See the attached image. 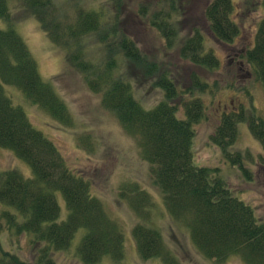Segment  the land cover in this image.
<instances>
[{"label":"trees","instance_id":"obj_1","mask_svg":"<svg viewBox=\"0 0 264 264\" xmlns=\"http://www.w3.org/2000/svg\"><path fill=\"white\" fill-rule=\"evenodd\" d=\"M107 1L113 7L121 2ZM233 2L211 0L202 11L204 24L225 46L234 44L240 36V27L232 18ZM165 4L153 11L142 7L134 18L144 29L148 26L158 33L169 50L181 40L182 59L209 71L217 70L220 62L212 51L204 49L202 33L194 29L181 39L179 10L174 0L162 3ZM13 5L30 10L51 42L67 50L70 40L85 36L97 35L103 41L107 52L104 60H87L79 42L69 60L82 72L89 90L101 96L103 108L116 117L127 135L136 139L172 223L188 232L194 248L206 259L220 262L239 256L245 264H264V221L235 196L218 168L200 167L194 162V126L205 116L202 98L207 83L193 74L190 84L181 90L167 71L140 55L134 37L122 29L118 11L105 15L99 8H79L74 20L67 24L57 18V8L51 0H0V19L7 25L0 29V148L11 151L33 173L31 179L16 171L0 175V232H6L11 245L25 237L32 259L22 257L13 245L5 248L0 240V264H56V254L69 249L79 229L86 232L76 249L81 263L97 264L105 256L116 261L123 258L121 230L106 216L101 202L91 196L89 183L65 167L57 147L31 126L24 111L4 93L3 84L13 86L54 121L63 126L71 124L66 105L40 79L34 58L15 31L10 13ZM262 5L263 17L254 45L246 49L242 59L264 89V0ZM119 57L139 65L143 76L159 89L161 99L155 106L146 108L140 103L133 84L119 73ZM184 96L186 101L181 100ZM240 122H247L251 135L264 149V123L235 113H223L210 139L224 158L242 168L240 154L229 151ZM58 192L68 212L64 221H59ZM122 197L138 219L132 234L140 259L181 264L165 247L161 229L151 223V196L133 184L128 193L122 192Z\"/></svg>","mask_w":264,"mask_h":264},{"label":"rangeland","instance_id":"obj_2","mask_svg":"<svg viewBox=\"0 0 264 264\" xmlns=\"http://www.w3.org/2000/svg\"><path fill=\"white\" fill-rule=\"evenodd\" d=\"M51 1L57 8V18L67 24L74 20L75 10L79 8H99L105 15L118 11L123 19L122 29L126 35L134 37L140 55L167 71L181 90L190 84L193 74L207 83L208 88L202 98L205 116L194 126V162L200 167L218 168L220 177L235 196L252 207L255 216L264 221V149L251 135L247 122L238 124L237 138L229 149L230 153L240 154L242 168L224 158L210 139L225 112L243 115L247 120L259 118L264 123V89L253 69L246 62L243 71H239L237 65H229L237 51L250 49L254 45L258 24L263 17L262 0H233L232 18L240 27V36L233 49L220 44L204 24L202 11L211 0H174L180 13L178 30L181 39L194 29L200 31L204 37V49L212 51L220 62L219 68L214 71L182 59L179 55L181 40L175 49L169 50L158 33L148 26L144 29L134 18L140 8L157 10L166 6L162 3L167 0H121L114 7L107 0ZM10 13L16 33L36 62L40 79L64 102L71 124L63 126L54 121L29 103L13 86L2 85L5 95L14 106L24 111L31 126L57 147L65 167L89 183L91 196L101 202L106 216L121 230L123 258L116 261L105 256L97 264H162L159 259L143 261L137 254L132 230L138 219L122 197V192L128 193V188H133V184L139 185L151 196L154 203L151 223L161 229L165 247L181 264H245L239 256H229L220 262L204 258L194 248L188 232L174 225L168 217L162 196L151 182L150 167L142 159L136 139L127 135L116 117L103 108L101 96L89 90L84 75L69 60L77 42L87 60H104L107 52L103 41L97 35H89L70 40L67 45L70 50H67L51 42L30 10L13 5ZM6 26V22L0 19V29L4 30ZM122 59L118 58L119 73H123L133 84L140 103L146 108L155 106L161 99L159 89L152 85L153 81L143 76L145 73L139 65ZM245 70L250 72V76ZM187 99L184 96L181 100ZM8 171H16L25 179L33 178L28 164L16 158L11 151L0 148V175ZM55 196L60 208L59 221H64L68 214L65 200L60 192ZM85 233L84 229L75 233L69 249L56 254V264H83L76 249ZM0 240L5 248L13 245L15 250H20L22 257L32 260L25 237L11 245L3 231L0 232Z\"/></svg>","mask_w":264,"mask_h":264},{"label":"flooded vegetation","instance_id":"obj_3","mask_svg":"<svg viewBox=\"0 0 264 264\" xmlns=\"http://www.w3.org/2000/svg\"><path fill=\"white\" fill-rule=\"evenodd\" d=\"M229 48L233 49L234 45L230 46ZM234 51H236V50H234ZM245 51H246V49H244V48L242 50L237 51L236 54H234V57L229 61V65L230 66L237 65L238 70L243 71L245 61L240 57L245 53ZM239 59H241V60H239ZM245 73L247 74V76H250V72L248 70H245Z\"/></svg>","mask_w":264,"mask_h":264}]
</instances>
